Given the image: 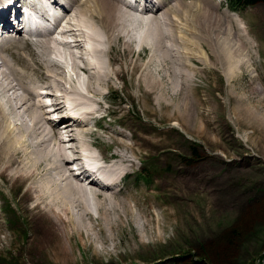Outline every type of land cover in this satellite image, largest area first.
Returning <instances> with one entry per match:
<instances>
[{
    "label": "rangeland",
    "instance_id": "obj_1",
    "mask_svg": "<svg viewBox=\"0 0 264 264\" xmlns=\"http://www.w3.org/2000/svg\"><path fill=\"white\" fill-rule=\"evenodd\" d=\"M59 2V8H63L64 0ZM196 2L182 0L178 10H174L172 3H166L157 15L164 22V12L169 9L184 25L181 32L177 29L179 33L196 42V38L185 31L193 27L190 19ZM211 2L222 16L221 22L226 18L228 21L223 22V28L218 32L220 43L215 46L200 40V46L197 43L182 46L181 50L190 52L195 58L193 62L187 61L186 71L191 74L184 87L186 99L174 95L182 87L175 79L172 67L168 64L169 71L160 70L165 52L151 50L152 44L143 37L148 26L133 20L134 16L154 19L153 12L137 11L124 3L130 17L121 20L111 31L110 39L102 36V46L108 53L97 55L110 75L109 80L101 85H88L91 73L77 70L82 76L78 82L82 87H76L74 97L79 105L75 108H80L83 102H91L97 108L95 104L102 100L105 109L108 106V111L113 113L110 118L103 119V126L96 127L97 134L88 137L87 141H96L105 157L116 151L124 153L128 158L124 163L126 173H130L129 179L121 182L125 173L116 181L120 191H105L109 199H102L103 194L87 202L89 213H85V217L76 201L67 208L60 201H50L54 191L49 189L55 185H48V182L54 171L48 169L45 162L36 167V155L28 146L33 137L23 129L22 120L12 116L7 121L13 129L9 136L14 148L22 152L16 153L9 148L0 158V174L9 178L0 177V257L8 258L12 264H193L195 259H201L202 246L207 248L210 258L218 250L223 254L222 240L238 228L241 232L234 252L225 261L227 264L259 263L264 249V3L235 14L227 0ZM222 11L234 17H227ZM165 29L168 30L166 24ZM61 34L69 36L62 31ZM42 36L35 42L29 41L33 52L15 43L7 44L14 61L9 54L5 59L19 75L9 73L8 77H3L4 63L0 70L2 80L16 85L18 93L21 92L19 76H22L26 84H37L40 96L47 95L41 90L50 93L46 97L53 99L52 93L68 92L73 96L64 87L67 79L58 60L68 58L78 69L74 65L75 59L82 61L80 64L85 61L75 56L81 54V49ZM45 42L51 44V50L46 51ZM130 43L132 50L128 51L126 47ZM69 47L76 52L72 53ZM173 48L178 50L177 45ZM215 49L217 54L213 52ZM203 50L208 53L206 58L200 56ZM220 50L230 53L229 63L235 69L234 74L230 73L227 63L224 65L217 59ZM19 56L25 57L27 63L19 62L16 58ZM93 59L96 60V56ZM37 62L53 70L59 80L42 79L34 70ZM225 72L232 77L227 79ZM155 73L162 75L163 84L151 82ZM42 86L47 88L40 89ZM57 86H62L65 91ZM0 95L6 103L1 90ZM90 120L91 117L83 130L92 129ZM105 128L108 131L105 132ZM46 130L51 131V128ZM133 134L143 142L147 136L155 141L153 148L142 149L145 165L137 158L138 154L133 153ZM84 137L76 143L86 149L93 144L85 143ZM161 140L163 145L158 148ZM50 142L56 149L55 142ZM142 169L148 181L140 177ZM26 177L29 178L27 188L34 196V206L45 210L52 224L59 222L56 226L58 238L49 247V252L39 248L38 239L29 243L32 226L18 200L23 187L15 189L12 183L15 178L23 180ZM162 177L167 179L164 190L158 186ZM89 185L99 188L92 183ZM111 204L119 209L121 225ZM91 209L95 214V209L98 210V218Z\"/></svg>",
    "mask_w": 264,
    "mask_h": 264
},
{
    "label": "bare ground",
    "instance_id": "obj_2",
    "mask_svg": "<svg viewBox=\"0 0 264 264\" xmlns=\"http://www.w3.org/2000/svg\"><path fill=\"white\" fill-rule=\"evenodd\" d=\"M59 1H62V0H52V7L54 9H55V6H57V4L59 3ZM181 1L182 0H165V1L160 0L158 5L154 8L155 10H152L153 12L152 16H155L154 19L153 17L145 18L143 16H134L133 20L140 21L143 23L145 22V24L148 26L145 29L143 37L147 38L149 42L152 44V46L150 45L152 47L151 50L154 52H157V51L159 52L163 50L165 52L163 54V60L161 63L160 70L165 71V72L169 71L170 69H169L168 64L172 67V70L176 77L175 79L178 80V82L181 84V87H182V90L179 89V91L174 92V95L178 96L179 99H186L187 94H186V90H184V87L187 84V77L189 79V74H191L190 72L188 74V71H186V68L189 65L187 61L188 59H190L191 61L192 60L194 61L195 58L191 55L190 52L189 54L188 52L181 50L182 46L184 47L185 45V46L190 47L194 45L195 43L199 44L200 42H207L215 46V44L220 41L218 37L219 36L218 32L220 29L223 28V22H227L228 20L226 18V21L221 22L222 16L218 13L217 8L215 7L216 5L213 4L211 0H197L196 4L194 3L195 6L193 10V16H191V19H190V23L192 24L193 27L189 26L192 29L185 30L187 33L192 34L196 38L195 39L196 42L190 39H186V36L189 38L190 36L186 34H185L186 36L183 34H180L179 31L177 30L178 28H180V32H181L184 27V25H182V22L179 20L180 18H176L177 15L173 17L169 9L165 10L164 12L165 21L164 22L159 17V15H157V13L160 11L162 7H164V5H166V3H172V7L174 8V10H178L177 8H180ZM148 2L152 4L153 0H146L145 6H146V3ZM123 3L124 2L121 0H64L63 6H62L64 12L62 14H58V12L55 10L53 13V17L59 21L56 29L61 27L62 22H65V26L64 28H62L61 31L64 32L65 34L69 33V36H72L71 34H73L72 36L73 39L75 37L74 43L73 42L70 43L69 41H67V44H69V46L74 45L80 49L83 48V40L81 37H79L80 35L79 30L83 32H87L89 39L94 38L96 42L101 44V46L98 45L97 43L95 47L91 46L92 53L94 56H96V60H94L93 66L86 64V59H85L83 50H80V53H81L80 55L78 54L75 55L76 58H80L81 60L85 59L84 64H82L83 66L80 64V62L82 61H78L77 59H75L74 65L78 68V70H84V72L86 73L87 72L91 73L90 81L89 83L87 82L88 85H91L92 83H97L101 85L104 82L109 80L108 76L110 75L109 73L105 71V65L100 59H98L97 55L98 54L106 55L108 53L107 49L102 46V43H103L102 36L105 35L108 39H110L111 31L119 25L122 19H124L125 17H130L129 11L124 7V4L126 3L124 4ZM49 4H50L49 0L41 3V8L43 9V12H45L46 7ZM86 6L88 8H86ZM136 10L139 11L138 8H136ZM141 11H143V9ZM144 11H151V9L150 10L144 9ZM176 12L177 14H180L178 13L179 11H176ZM214 13L216 15H214ZM223 13H226V12H223ZM68 16H69V20H68ZM225 16L227 17L231 16V18L234 17V15H230L228 13H226ZM218 22L219 24H217ZM165 24L168 26V30L165 29ZM11 29L16 30V28L14 27H11ZM89 30L91 31L89 32ZM17 34H18L16 35L17 39L14 40L12 43H15L19 45L20 47L29 49L31 52H33L34 50L31 44L29 43V40L24 38L21 32L19 33L17 31ZM52 34L53 32H49L48 36H42V37H51L54 39V37H52ZM2 43L8 44L7 39L2 40ZM57 43H59V41H57ZM59 44H62V43H59ZM44 45H45L46 51L51 50V44L49 42H45ZM174 45H177L178 50H174L173 48ZM64 46H66V44ZM69 48L72 51V53L76 52L71 49L72 47H69ZM187 48L186 50L190 51ZM126 49L128 51L132 50L131 43L130 45L126 47ZM191 52L192 54H194L193 51ZM213 52L217 54L216 49L213 50ZM223 52L220 50L219 52L220 54L217 55V59L219 60V62H221L224 65L227 63V67L230 73L234 74L235 69L233 68L232 64L229 63L230 58H231L230 53L227 50L226 51L223 50ZM202 54L200 55L201 57L204 56L206 58V56H208V53L204 50L202 51ZM1 58H2L3 63L2 62L0 63V70L3 67L4 63L6 67V70L3 71V77L4 76L8 77L9 73H12L15 76H18L19 75L18 71L16 70V68H14L9 63H7L8 60L5 59L6 57H1ZM16 58L21 63H27V60L25 57L19 56ZM196 58H199V57H196ZM199 59L201 60V58ZM204 60L205 62L207 61L206 59ZM37 63H38V66L34 70L40 73V76L42 77V79L44 80L53 79L55 81L59 80V77L53 70L48 69L41 62H37ZM58 63L62 65L63 68L64 66L69 67L68 58L64 62L63 60H61V58H59ZM71 63L73 66V61H71ZM57 73L59 74L58 71ZM230 73L227 72L226 74L225 72L227 79H230V77H232ZM1 74L2 72H0V90L4 94L3 97H6V103L3 102V99L1 98V95H0V158H2V153L6 149H9V148L14 149V152L16 153L22 152V150L14 148L13 140L9 136V134L13 132V129H11L9 124L7 123V121L12 116L19 117L23 122V125H22L23 129L28 133L29 136L33 137V140L28 143V146L33 148V152L36 155V167H39L42 163L45 162L48 169H51L54 171L52 175V180L48 182V185L50 184L55 185V188L49 189L50 191H54V193L50 195L51 202L55 203L57 201H60L64 203V207L67 208L68 206L72 207L73 203L76 201L79 208H82V213L85 217V213H89V207L87 206V202L93 199H98L103 194L104 196L102 197V199H109L110 197L108 193H105V191L110 190L111 193L112 192L117 193L118 191L121 190V188L118 187V185L116 184V181L126 173L127 167L124 165V163L128 161L127 156L122 152L116 151V152L111 153L109 156H106L108 158V161L112 160L111 167L105 171L106 179L110 181L113 186L116 185L117 187L98 186L96 185V183L92 181L88 182L87 184L86 182L83 183L82 180H80L75 174L72 173L73 174L72 175L69 172L70 170H68V168L66 167L69 163L68 162L69 155L72 156V154L76 152V149L74 148H77V146L74 143L76 141L81 142L82 137L86 136V134L79 135L78 126L83 124V122L86 124V126H87V123H89V118H88L89 113H86V112L82 114L79 113V115L81 114L80 117L72 115L73 113H75L74 110L78 108V107L75 108V106L79 105L75 102V97H74V95H76L75 91L77 89L76 90L73 88L69 89L68 86H69V81L74 82L76 81L75 78L78 79L79 73L71 77L68 76L66 72L64 73L67 79L66 86L64 84V87L69 92H71L73 96H69L68 92L52 93V95L54 96L55 103L57 105L56 111H60L62 109L66 111L68 110V114L77 119L75 121L72 118H66V119H63L60 124H52L53 121L49 120V117L47 116L49 112L46 110L44 112L42 111L43 108L46 109V106L44 102H42V100L44 97L50 96L49 95L50 93H46L47 95L40 96L37 91L39 89L37 87V84H34V83L26 84L21 79L22 76H19L20 78L18 81V85H19L18 88L21 89V92L18 93L17 86L12 84L11 82L3 81L1 78ZM153 78L154 79H151V82H154L155 84H163L162 75L158 76L155 73V76H153ZM48 86H52V84L48 83ZM44 88H47V86L40 87V89H44ZM57 88L63 89V91H65L62 86H57ZM89 90L94 92L92 89H89ZM43 92H46V91H43ZM83 92H86V90ZM12 94H15V95H12ZM67 102L72 103L73 109L69 110V107H66ZM6 105H8L9 108H7ZM49 126H51V131L46 130L47 127ZM62 134L65 136L66 139H63V136H61ZM52 140L57 145L56 149L52 147L51 145L50 141ZM80 146L84 150L93 151V146H88L86 147V149L82 145ZM99 152L101 154L100 158L108 162L106 160V157L103 151L100 150ZM127 174L128 173H126V175ZM89 183H92L94 186H98L99 188L93 187L92 185H89ZM31 195L33 196V194ZM98 204H101V201H98ZM110 207H112L115 210V212L118 214L120 218L119 223L121 225L122 219H121L119 209H117L113 204H111ZM82 213L80 214L82 215ZM48 222L50 226H52L56 232V239L49 232L44 236V238H45V241L55 240L53 242L54 244L58 238V230L56 226H58L59 222H55V224H52L49 221V219H48ZM78 222L82 223V221H78ZM85 223H86V219H85ZM37 228H40V226L35 225L34 229L36 230ZM39 248H41V246H39ZM48 252H49V249H48Z\"/></svg>",
    "mask_w": 264,
    "mask_h": 264
},
{
    "label": "trees",
    "instance_id": "obj_3",
    "mask_svg": "<svg viewBox=\"0 0 264 264\" xmlns=\"http://www.w3.org/2000/svg\"><path fill=\"white\" fill-rule=\"evenodd\" d=\"M246 1L247 3H256L257 1L261 0H239V2ZM147 91V90H146ZM133 141V153L138 154L137 158L145 160L143 156H145L142 152V149H148L153 148L152 143L155 141L151 137L147 136L143 141H140L136 136L133 134L131 135ZM159 146L155 143V146L158 148L163 145V141L161 140L158 143ZM157 148V149H158ZM158 151V150H157ZM155 151L154 154L157 152ZM156 155H158L156 153ZM129 174V173H128ZM127 174V175H128ZM1 175V174H0ZM126 175V177H127ZM2 179L9 180V178H5L1 175ZM125 177V178H126ZM29 178L26 177L23 180L20 178H15L12 183L15 185V189H19L23 187L22 192L19 194L18 200L20 205L23 207V209L28 213L29 221L32 226L31 235L29 238V243L31 244L33 241L38 239V246H41L42 249H46L48 251L49 247L53 244L55 240H48L45 241L44 236L49 232L51 235H53L56 239V232L52 226H50L48 222V214L45 210L39 208L38 206H34V197L30 194V189L27 188ZM167 179L165 177L159 178L158 186L164 190L166 188ZM35 225H39L40 228L34 229ZM240 230L238 228H234V230L231 231L229 236L225 237L223 241V247H221L224 251L222 254V251L218 250L213 255V258H210L207 252V248L205 246H202L203 248V254L201 255V259L197 260L195 259L193 261V264H227L225 260L228 259L231 254L234 252V247L236 246L237 238L240 235ZM264 251V249H263ZM199 255V254H195ZM264 258V253L261 254V257ZM211 259V261H210ZM0 264H11V262L7 258L0 257Z\"/></svg>",
    "mask_w": 264,
    "mask_h": 264
}]
</instances>
